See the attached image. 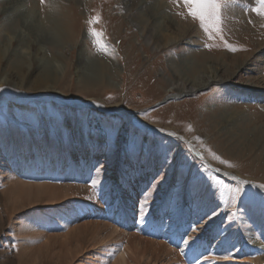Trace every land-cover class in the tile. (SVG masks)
Masks as SVG:
<instances>
[{
  "label": "rangeland",
  "instance_id": "374dc122",
  "mask_svg": "<svg viewBox=\"0 0 264 264\" xmlns=\"http://www.w3.org/2000/svg\"><path fill=\"white\" fill-rule=\"evenodd\" d=\"M5 1L0 0L1 46L21 26L6 21ZM22 1L19 19L34 31L25 41L29 51L44 47L65 64L66 73L57 93L50 94L54 98L44 100L35 98L41 91L30 83L32 75L22 82L24 67L0 82V264H118L124 254L132 264L131 237L172 251L173 256L151 264L264 259V15L253 11L257 0H224L223 36L236 51L220 39L207 41L198 22L178 15L184 9L171 0L151 1L166 4L176 23L192 26L194 34L188 43L158 51L130 24L126 0ZM58 5L74 41L63 39L60 46L58 38H50V44H33L41 22ZM97 15L94 27L103 30L106 48L96 46L90 34L87 21ZM173 29L171 34L177 32ZM20 37L16 33L14 46ZM171 58L179 64L191 59L200 67L218 63L225 78L190 95L171 96L167 78L177 80ZM244 60L245 68L236 69ZM102 63L110 68L112 82L79 84L77 68L99 69ZM248 83L261 89L262 97L247 95L242 88ZM57 98L97 105L78 107ZM19 185L30 186L33 194L53 189L46 186L58 189L54 196L19 201L10 195ZM172 193L184 199L187 210L177 220L164 203ZM205 221L213 222L210 230ZM197 223L199 230L191 231ZM90 224H98V230ZM215 226L220 230H212ZM203 232L212 246L227 239L224 251L189 255L179 236ZM176 233L177 240L171 236ZM252 241L263 245L261 255H243Z\"/></svg>",
  "mask_w": 264,
  "mask_h": 264
},
{
  "label": "bare ground",
  "instance_id": "6f19581e",
  "mask_svg": "<svg viewBox=\"0 0 264 264\" xmlns=\"http://www.w3.org/2000/svg\"><path fill=\"white\" fill-rule=\"evenodd\" d=\"M7 6L5 10L3 11L4 16L6 17L7 22H19L21 25L20 27H17V32L21 34L20 37V43H18L16 46H14V41L16 38V33L11 31V34L7 36V40L5 43L1 46L0 43V70L2 68V64H6L7 66L3 68V76L0 79V82H7L8 81V74L11 72L16 73V75H20L21 69L24 67L27 69L26 74H24L22 77L23 81L26 80L29 77V74L31 77H29V81L31 84L34 85V87L38 88V90L41 91L40 95H37L36 99H50L54 98L50 96L52 93H57L56 90V84L60 81V79L65 75L66 68L64 67L65 64L63 62L57 60L55 57H50L47 52L44 51V47L42 48L37 47L36 51H29L30 47H27L29 44H25L26 39H30V36H32L31 32L33 31L32 28H30L28 22L26 20H20L22 14V8L25 7V4L22 0H6ZM125 7L128 16L130 17V24L139 29L140 32H142V36H144L146 44L148 46L153 45V50H160V49H167L171 46L176 45L177 43H188V39L191 38L194 33V28L192 26H183L176 23V19L166 12L167 5L163 2H153L151 0H126ZM62 6L58 5L49 10L48 18L41 22V26L38 28V31L36 32V36L34 38V43L36 41H39L40 43H46L50 44V38H58L61 42L59 44L60 46L63 44L62 41L69 38V40L74 41V35L71 32L70 27L68 26L66 20H67V14L61 10ZM68 12V10H65ZM137 13L135 16H133V13ZM133 17H132V16ZM28 17V16H27ZM20 21H19V20ZM146 26L149 27V31L146 30ZM24 28L26 31H24ZM174 28L177 32L171 34V30ZM31 29V30H30ZM173 29V30H174ZM178 29L180 30L178 33ZM149 32V36H146L145 33ZM27 32V35H26ZM34 32V31H33ZM32 32V33H33ZM169 32V33H168ZM42 33V34H41ZM34 34V33H33ZM194 37V36H193ZM45 39L46 41H43ZM62 39V40H61ZM64 39V40H63ZM58 40V41H59ZM35 46V45H34ZM44 46V45H43ZM39 52L42 53L39 55ZM217 62V61H215ZM248 62V60H244L236 69H242L245 68V64ZM89 64V63H88ZM88 64L83 65L80 68H77L78 73V82L79 84L84 85H92V84H99L102 83L104 79H108L109 81H113V78L110 76V68H108L107 65H104L103 63L99 64V69H92ZM169 64L171 67V70L174 75L177 76L176 79L167 78L170 83V90L169 93L175 94L178 93L180 95H190L192 93H195L199 90H202L213 83H220L224 80V74L222 72L224 71V66L219 65L218 63H209L208 65L204 67H200L198 62L195 63V65H192L191 59H181V64L178 63V60L170 59ZM193 66V67H192ZM84 67V68H83ZM188 70H191V74H188ZM229 73V72H227ZM17 75V76H18ZM13 76V75H11ZM228 76L231 78L233 74H228ZM247 95H253L257 96L259 95V92L261 93V89H259L257 86L253 84H246L244 88ZM260 94L259 96H261ZM172 96V95H171ZM16 101L24 102L27 101V99H15ZM58 101L65 102L71 105H75L78 107L81 106H96L95 103L85 102L81 99H74L72 101H69L67 99H58ZM231 117V116H230ZM234 117V116H233ZM140 125L141 123L138 122ZM180 138V137H179ZM181 140V139H180ZM183 142V141H181ZM190 146V144H189ZM28 172V171H25ZM33 187V186H32ZM40 188H53L47 192H41L36 191V194H33L32 188L30 186L25 185H19L16 187L10 195L13 197L14 194L19 197L20 199H23L24 197L28 196H39V194H46L49 196H54V188L51 186H39ZM56 194V193H55ZM11 196V198H13ZM43 196V195H42ZM175 193H172L170 196L165 197L164 203L165 206L170 208L172 211V215L175 218L174 220L180 219V216L185 214L187 210L182 209V206L184 205L185 201L184 199L175 198ZM23 197V198H22ZM35 199V198H34ZM26 200V199H25ZM22 202V201H21ZM206 224V230H210V228L213 225L212 221H205ZM94 228L98 230L99 225L98 224H90ZM84 226V225H83ZM102 226V225H101ZM104 229V228H103ZM109 229V228H107ZM212 230L219 231L217 226L213 227ZM109 231V230H108ZM97 233L99 231H96ZM94 232V233H96ZM109 233H116L114 229H111ZM223 233V232H221ZM205 233H199L198 235L191 234L190 237H187L186 239L181 238L179 236V240L182 242V247H184L185 251L188 252V254H192V257H202L205 256L209 251H217L222 253L224 249L227 247L228 243L226 242L224 238H221V241H223V244L221 243L220 246H212L209 242V239L204 240L203 235ZM97 235V234H96ZM178 234H172L171 236L173 238L178 239ZM116 236V235H115ZM120 236V235H118ZM112 237V236H111ZM239 235H235V239L237 242L239 241ZM98 238V237H97ZM115 239V238H112ZM184 240H188L189 242L186 244L184 243ZM237 244H233L232 246H235ZM240 245V244H239ZM237 245L238 249H240V246ZM263 245L259 244L256 241H252L247 246H245L243 255L250 254V253H256L260 254L262 253ZM127 249V248H126ZM132 257L130 259L132 264H142L143 261L149 260L148 262H145V264H151L154 261H156V258H160L163 256H173L172 251L167 248L164 245H158L154 242L145 241L142 238L138 239L136 237L130 238V247L128 250ZM264 252V251H263ZM126 254H124L121 259H119L118 264H131L128 262L127 258L125 257ZM129 256V255H128ZM175 259V258H174ZM177 259V258H176ZM241 261H231L232 264H236ZM156 263V262H155ZM254 264H264L263 258H258L256 261H254Z\"/></svg>",
  "mask_w": 264,
  "mask_h": 264
},
{
  "label": "snow or ice",
  "instance_id": "6c2138e0",
  "mask_svg": "<svg viewBox=\"0 0 264 264\" xmlns=\"http://www.w3.org/2000/svg\"><path fill=\"white\" fill-rule=\"evenodd\" d=\"M46 0H41L43 5ZM171 2L177 8H183L184 11L178 12V15L182 17H190L193 21L198 22L199 29L203 32L207 41L212 42L216 39H220L225 46L229 47V50L236 51L235 47L227 45V41L224 40L223 36V27H222V16L221 10L224 6V0H171ZM234 2V0H232ZM258 7L254 8L253 11L259 15H264V0H257ZM100 22V17L94 16L90 18L87 23L89 25L90 34L93 37L94 44L101 48H106V42L104 41L103 30H97L94 25ZM206 48H211V43H205ZM190 128V126H189ZM214 155V154H213ZM214 158L219 159V157ZM220 163L226 164L227 161L220 160ZM264 187V185H261ZM142 210V209H140ZM215 215V213H213ZM199 223L196 225H190V230L196 232L199 230ZM188 240H185L184 243H188ZM228 257L226 256L225 259Z\"/></svg>",
  "mask_w": 264,
  "mask_h": 264
}]
</instances>
